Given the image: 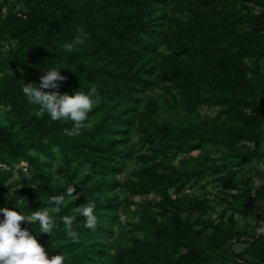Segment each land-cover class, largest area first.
<instances>
[{
	"label": "trees",
	"instance_id": "obj_1",
	"mask_svg": "<svg viewBox=\"0 0 264 264\" xmlns=\"http://www.w3.org/2000/svg\"><path fill=\"white\" fill-rule=\"evenodd\" d=\"M78 27L88 34L85 43L65 52ZM48 69L66 80L44 91L97 89L91 98L99 102L78 136L63 134L70 121L37 115L39 106L22 92L26 83L39 86ZM0 105V208L26 216L49 210L52 235L38 223L21 224L49 258L264 264V235L256 232L264 220V171L235 178L245 162L264 158V0H0ZM202 105L215 110L200 116ZM131 157L138 166L118 179ZM55 161L64 173L52 180L46 174ZM208 179L220 186L222 204L207 218L211 200L194 189ZM69 185L78 198L65 196L61 212H52L47 201ZM118 188L127 195L120 198ZM134 194L138 201L129 198ZM86 203L96 205L95 231L75 211ZM128 203L136 218L122 242L114 225ZM236 214L255 221L238 228ZM63 215L75 216L77 240L67 236Z\"/></svg>",
	"mask_w": 264,
	"mask_h": 264
},
{
	"label": "clouds",
	"instance_id": "obj_2",
	"mask_svg": "<svg viewBox=\"0 0 264 264\" xmlns=\"http://www.w3.org/2000/svg\"><path fill=\"white\" fill-rule=\"evenodd\" d=\"M77 35L64 45V51L70 52L75 47L83 45L87 38V33L83 28L76 29ZM39 86L33 83H26L22 87L23 94L27 97L29 103L39 106L37 115L46 112L52 121H70L71 127H65L63 134L65 136H78L81 130L86 127L85 121L88 119L89 113L93 110L98 100L91 97L97 94V89L92 87L88 94L76 91L74 95L60 94L56 91H44V89H57V81H65L66 77L62 76L60 70L48 69L45 74L39 77ZM57 153L59 159V150L53 149ZM90 169L83 170V174H89ZM257 187L260 181H256ZM66 192L54 195L47 201L53 205L51 211L59 214L61 205L64 203L65 196L77 199L74 196V185H69ZM10 194V193H9ZM95 207L93 204H83L76 207L78 212L85 220L84 227L88 230L95 231L97 229V216L95 215ZM3 219L0 220V264H64V256L62 254L52 255L49 258L44 246L41 245L35 236H33L27 228H22L21 224H39V232L52 235L56 222L50 215L48 209L32 211L30 215H23L17 210L8 207L0 208ZM239 220L240 217H237ZM61 220L66 228V234L73 240L79 238V233L73 230L72 225L75 216L63 215ZM258 235H264V220L259 221L256 228Z\"/></svg>",
	"mask_w": 264,
	"mask_h": 264
},
{
	"label": "rangeland",
	"instance_id": "obj_3",
	"mask_svg": "<svg viewBox=\"0 0 264 264\" xmlns=\"http://www.w3.org/2000/svg\"><path fill=\"white\" fill-rule=\"evenodd\" d=\"M2 106V105H1ZM4 107V106H3ZM215 110V107H209V106H205L202 105L199 109H198V113L200 116L204 115V114H212ZM180 115H175V117H179ZM132 140L136 138V134H132ZM262 147L264 148V140L262 142ZM198 150H193L191 151L192 153H196ZM204 152V151H203ZM176 159L173 160V162H175ZM22 169L24 170L25 165L23 163H20ZM139 162L135 160L134 157H131L130 159H128L124 169L115 174V176L122 180L124 178H126L127 176H129L132 171L138 166ZM259 168L260 170L264 171V158H262L261 160H251V161H247L244 163V166L239 168L236 172V177L237 179L241 178L244 179L246 178L247 175L249 176H255V173H253L252 168ZM64 173V166L58 162L55 161L52 165V171L49 174H46V176L50 177L52 180L54 179H60L62 178ZM17 177V172L14 170L13 171V176L12 179ZM249 183V182H248ZM196 192H204L205 194L208 195V197L210 198V202H211V208L209 210V212L205 215L207 218L208 217H214L217 213V211L220 209L221 207V202L218 201V197L219 195H221L222 190L220 189V186L213 180L208 179V181L205 183L203 188H196L194 189ZM118 196L120 198H122L123 196L127 195V192L125 190H123L122 188H118L116 189ZM252 193V191H250V194ZM144 197H149L151 196V193H147L143 195ZM141 196L138 194H134L129 196L130 199L138 201L139 198ZM157 197V196H156ZM253 203H256V199L253 198L252 199ZM2 206V205H1ZM193 216H195V214L193 213L191 215L190 218H192ZM237 217H240V219L238 220ZM135 212H134V206L131 203L128 204H124L122 206V209L119 211V219H120V224L119 225H114V229L117 235V240L120 241H125L127 238V235L129 233V230L132 229V224L131 222L133 220H135ZM236 218V226L238 228H244V226H246L249 223H253L255 221V218L252 217L251 215L248 216H241L240 214H236L235 215ZM1 220V217H0ZM133 231V229L131 230ZM137 232V231H135ZM241 246L240 243H235L233 244L234 248H239ZM113 247H108V252H112L113 251ZM108 263H109V256H108Z\"/></svg>",
	"mask_w": 264,
	"mask_h": 264
},
{
	"label": "water",
	"instance_id": "obj_4",
	"mask_svg": "<svg viewBox=\"0 0 264 264\" xmlns=\"http://www.w3.org/2000/svg\"><path fill=\"white\" fill-rule=\"evenodd\" d=\"M6 123V118L4 116V107L0 105V124Z\"/></svg>",
	"mask_w": 264,
	"mask_h": 264
}]
</instances>
